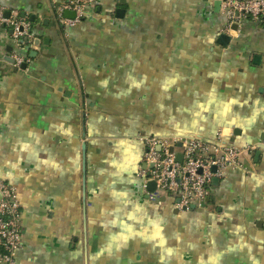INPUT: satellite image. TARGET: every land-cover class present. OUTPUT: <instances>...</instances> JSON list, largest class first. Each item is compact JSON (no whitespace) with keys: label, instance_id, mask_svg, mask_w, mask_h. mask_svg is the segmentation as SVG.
Wrapping results in <instances>:
<instances>
[{"label":"crops","instance_id":"obj_1","mask_svg":"<svg viewBox=\"0 0 264 264\" xmlns=\"http://www.w3.org/2000/svg\"><path fill=\"white\" fill-rule=\"evenodd\" d=\"M59 1L0 0L33 34L22 50L0 37V178L22 213L15 264H264L262 24L226 27L214 0H96L67 26ZM18 51L20 65L3 59ZM218 131L254 149L204 206L145 194L138 134L214 142Z\"/></svg>","mask_w":264,"mask_h":264},{"label":"built area","instance_id":"obj_2","mask_svg":"<svg viewBox=\"0 0 264 264\" xmlns=\"http://www.w3.org/2000/svg\"><path fill=\"white\" fill-rule=\"evenodd\" d=\"M96 0H60L56 14L59 23L73 26L86 14ZM72 11L73 17L64 16ZM220 10L233 22L252 19L264 27V0H220ZM7 31L14 46L22 50L32 41L31 22L18 14H6L0 5V37ZM14 63L20 65L24 58L14 54ZM143 145L141 161L136 175L150 199L171 197L179 210L202 207L212 188V179L220 178L231 167H240L241 156L252 152L254 146L238 147L221 141V131L216 140L208 142L195 136L138 134ZM154 182V189L148 183ZM21 206L15 187L0 178V263L15 264V252L21 244Z\"/></svg>","mask_w":264,"mask_h":264},{"label":"water","instance_id":"obj_3","mask_svg":"<svg viewBox=\"0 0 264 264\" xmlns=\"http://www.w3.org/2000/svg\"><path fill=\"white\" fill-rule=\"evenodd\" d=\"M213 5H214V9H215V11H219L220 0H214ZM116 11L118 12V11H123V10H122V9H121V10H120V9H117ZM54 14H55V18H56L57 21H58L57 14H56L55 10H54ZM23 15H24V14H23ZM63 15H65V16H67V17H73L74 14H73L72 11H68V10H66V11H64ZM228 41H229V36H228L227 34H225V33H220V34H219V36H218V38H217V42H218L219 44L227 45ZM12 50H13V47L10 46V45H7V46L5 47V51L8 52V53L12 52ZM20 52H21V51H18V54H20ZM3 59L6 60V61H9V62H11V63L14 62V59L11 58L9 55H5V56L3 57ZM257 154H258V152H256V155H257ZM212 183H213V184L217 183V178H213V179H212ZM148 189H150V190H153V189H154V182H149V183H148ZM208 199H209V197L206 198V200H208Z\"/></svg>","mask_w":264,"mask_h":264}]
</instances>
